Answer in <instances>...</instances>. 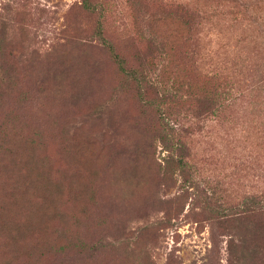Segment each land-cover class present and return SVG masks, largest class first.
<instances>
[{
  "label": "rangeland",
  "instance_id": "1",
  "mask_svg": "<svg viewBox=\"0 0 264 264\" xmlns=\"http://www.w3.org/2000/svg\"><path fill=\"white\" fill-rule=\"evenodd\" d=\"M88 1L0 0V264H264V0Z\"/></svg>",
  "mask_w": 264,
  "mask_h": 264
},
{
  "label": "trees",
  "instance_id": "2",
  "mask_svg": "<svg viewBox=\"0 0 264 264\" xmlns=\"http://www.w3.org/2000/svg\"><path fill=\"white\" fill-rule=\"evenodd\" d=\"M138 4L140 5V7L142 8V12L143 8H147V5H145V3H140V1H137ZM81 5L83 6V8L85 10H95L96 7H91L90 6V2L88 0H81ZM69 42V39L66 40V43ZM102 47L107 50V52L112 56L118 70L123 73L125 75V77L123 78V81L125 82V86L127 84H129V78H131L130 81H134L137 85L138 88H142L144 84L147 83V77L145 75V73L142 71V69L140 67H136L133 68L132 66H125V61L124 59H121L118 54L116 53L114 47L108 43H104L102 44ZM171 130L175 131V128H171ZM164 138L169 142L170 140L167 138V133L165 134ZM178 145V143H175L174 145H172L171 147H169V151L172 152V150L174 149V147H176ZM175 150H177V148H175ZM177 164H178V168L179 169H183L185 167V162L182 159V157H178L177 158ZM22 167H19V169ZM3 191H5V194L3 195V202L5 201V197H6V193H7V197L9 198H13L14 196V192L16 191V188L13 185H9V186H2ZM1 190V188H0ZM264 197V196H263ZM264 200V199H263ZM260 201H262L260 198L256 197V196H248L247 197V211H254V206H256ZM263 202V201H262ZM264 203V202H263ZM12 205V204H11ZM11 205L9 207H0V208H7L5 213H11ZM264 206V205H263ZM0 213H2L0 211ZM250 247L247 248V264H252V261L254 258H256L257 254V247L259 246L258 243L251 241L250 240ZM248 260H250V262H248Z\"/></svg>",
  "mask_w": 264,
  "mask_h": 264
}]
</instances>
